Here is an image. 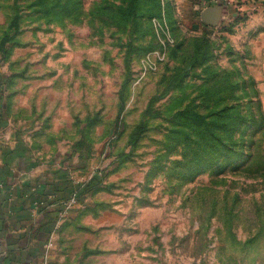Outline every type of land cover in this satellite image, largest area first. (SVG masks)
Segmentation results:
<instances>
[{
	"label": "rangeland",
	"instance_id": "obj_1",
	"mask_svg": "<svg viewBox=\"0 0 264 264\" xmlns=\"http://www.w3.org/2000/svg\"><path fill=\"white\" fill-rule=\"evenodd\" d=\"M240 9L0 0L1 108L178 263L264 264V19Z\"/></svg>",
	"mask_w": 264,
	"mask_h": 264
},
{
	"label": "crops",
	"instance_id": "obj_2",
	"mask_svg": "<svg viewBox=\"0 0 264 264\" xmlns=\"http://www.w3.org/2000/svg\"><path fill=\"white\" fill-rule=\"evenodd\" d=\"M219 1L204 4L223 20L234 8L264 19V0H234L233 10ZM15 116V109L0 108V264H192L135 237L131 207L76 202L60 218L72 180L87 175L65 155L45 153Z\"/></svg>",
	"mask_w": 264,
	"mask_h": 264
},
{
	"label": "built area",
	"instance_id": "obj_3",
	"mask_svg": "<svg viewBox=\"0 0 264 264\" xmlns=\"http://www.w3.org/2000/svg\"><path fill=\"white\" fill-rule=\"evenodd\" d=\"M219 2H221L220 4H222V6H229L232 8L234 6H237L234 0H221ZM72 186H74L75 188H80L79 181L75 179L72 180ZM76 202H77V192H73L72 194H70L69 199L63 204V208L61 209L60 218H62L65 215V213L69 210V208L73 206ZM52 246H53V242L50 239L47 245V248L50 249Z\"/></svg>",
	"mask_w": 264,
	"mask_h": 264
},
{
	"label": "trees",
	"instance_id": "obj_4",
	"mask_svg": "<svg viewBox=\"0 0 264 264\" xmlns=\"http://www.w3.org/2000/svg\"><path fill=\"white\" fill-rule=\"evenodd\" d=\"M238 18V17H237ZM240 18V17H239ZM0 100H1V97H0ZM2 107V103H1V101H0V108ZM96 177L97 176H94V181H92L93 182V184H97V182H99V180H97L96 179ZM85 191V188H71L70 189V192H69V195L70 194H72L73 192H77V196H78V199H80L81 198V195L83 194V192ZM83 196V195H82Z\"/></svg>",
	"mask_w": 264,
	"mask_h": 264
}]
</instances>
